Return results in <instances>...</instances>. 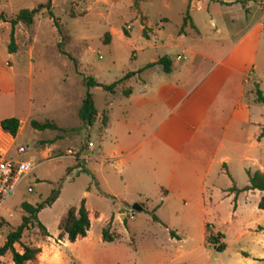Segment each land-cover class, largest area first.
<instances>
[{"label":"rangeland","instance_id":"obj_1","mask_svg":"<svg viewBox=\"0 0 264 264\" xmlns=\"http://www.w3.org/2000/svg\"><path fill=\"white\" fill-rule=\"evenodd\" d=\"M46 1L0 0V10L10 17L20 8L36 7ZM132 1L50 0L48 8H38L31 24L15 30L17 52L22 58L27 56V44L32 37V71L24 78V88L17 86L13 108L23 119L16 130L15 143L24 148L21 157L31 159L34 166L0 207V244L6 232L13 229L24 214L19 205L21 201L34 204L44 200L52 189L58 190L57 196L37 212V219L49 236L44 239L35 223L21 232V243L37 245L41 241V256H35L27 264H54L56 259L60 261L58 264H234L240 259L235 250L259 246L252 241L253 233L237 234L242 220L256 217L252 202L245 211H236L237 221L234 222L230 219V201H218L221 194L217 191L210 201L206 196L191 199L188 194L180 198L165 193L151 180L152 174H137L135 179L126 170L118 169L119 166L127 168L129 164L107 157L115 146L113 135L118 130V120L122 115L134 119L140 114L133 107L129 108L125 98L118 94L121 87L136 85L133 78L118 84L114 94L105 91L100 84L109 83L135 65L162 55L168 47L159 39L165 42L166 31L179 25L185 7L184 0ZM53 18L58 19L69 37L61 47L75 59V64L57 49L59 36ZM158 22H162L164 30L152 36ZM10 28L8 21L0 25V59L10 57L7 50ZM106 31L108 38L104 41ZM262 34L252 80L247 87L256 82L264 95V31ZM169 55L173 56L174 51ZM87 76L99 83L88 87L96 110L91 125L84 124L76 114L86 90L83 80ZM4 101L0 97V102ZM23 104L30 105L27 117ZM251 106L264 108L261 103H251ZM102 112L109 120L108 130L101 124ZM30 119L49 120L58 128L35 129ZM87 141L93 146L86 148ZM68 147L78 149L89 158L84 161L66 155ZM97 155L102 158L93 159ZM227 165L236 171L231 160ZM27 186L29 191H26ZM122 197L130 206L136 204L142 209H131V215L127 211L121 218L118 214L126 210L119 203ZM80 199L90 214L86 234L72 246L69 243L67 247L57 246L54 244L60 231L57 223L66 208L77 205ZM106 222L108 232L113 235L110 241L102 240L100 235ZM205 223L212 234H221L218 241L223 243L222 249H215L214 244L205 240ZM13 245L20 249L17 242ZM0 260L13 264L8 251Z\"/></svg>","mask_w":264,"mask_h":264},{"label":"crops","instance_id":"obj_2","mask_svg":"<svg viewBox=\"0 0 264 264\" xmlns=\"http://www.w3.org/2000/svg\"><path fill=\"white\" fill-rule=\"evenodd\" d=\"M184 2V10L187 9L194 27L186 24L183 31L178 32L180 20L178 26L166 31L165 42L159 39L168 47L162 55L170 60L169 71L165 72L160 64H154L123 80L133 78L136 85L126 86L130 88L127 95L121 91L125 87H121L118 94L140 116L129 119L122 115L113 135L114 149L107 157L129 164L127 168L119 166L118 169L126 170L135 179L137 174H152L151 180L165 193L180 198L188 194L191 199L206 196L210 201L217 191L221 194L218 201H230V219L234 222L237 221L236 211H245L247 204L252 202L251 209L256 217L242 220L237 234L253 233L252 241L259 246L257 249L235 250L240 259L234 264H264V209L256 205L264 190L229 189L230 186L241 188L248 183L246 170L264 169V131L259 135L264 125V108L259 110L257 106H251V103L263 106L264 102L254 97L256 82L247 87L252 80L259 39L264 31V0ZM5 22L0 21V25ZM23 25L21 22L13 25L15 49L8 59H0V97L5 100L0 102V119L15 116L18 127L23 119L13 108L17 101L15 90L17 86L24 88V78L32 71V37L27 44L26 58L17 52L15 30L22 29ZM162 28V22H158L151 35H160ZM172 51L173 56L169 55ZM143 64L135 65L131 70ZM23 107L27 117L30 105L23 104ZM102 126L108 130L107 116ZM96 158L102 157H93ZM230 160L236 171L227 165ZM248 165L253 166L252 169ZM113 197L116 199L117 195ZM119 203L126 210L118 215L122 214L123 218L127 211L131 215L133 209L124 197ZM87 215L90 223L88 210ZM56 236L54 244L61 247H67V243L72 246L82 237L69 241L65 234L60 238ZM40 242L35 245L40 249L35 256H41ZM70 254L68 250V257ZM59 262L56 259L54 264Z\"/></svg>","mask_w":264,"mask_h":264},{"label":"trees","instance_id":"obj_3","mask_svg":"<svg viewBox=\"0 0 264 264\" xmlns=\"http://www.w3.org/2000/svg\"><path fill=\"white\" fill-rule=\"evenodd\" d=\"M134 3V0L132 1ZM50 5V0H47L44 4H38L36 7H23L18 9V11L13 16H6L2 10H0V21H8L10 23V32H9V40L7 42V50L9 52L15 49V42L12 35V27L15 23L21 22L24 25H29L33 21V16L35 12H37L38 8L41 6H46L47 8ZM51 16L50 12L47 11ZM53 24L55 26V30L59 36V40L56 42L57 49L60 53L67 55L69 59L75 64V59L68 54L64 49H62V42L68 41V35L61 28L60 23L57 18H53ZM186 24H189L191 27H194L191 23L190 16L187 12V9L184 10L181 23L178 28V32H182L183 28ZM125 33V31H124ZM108 32H104L103 40L107 41ZM154 64H160L163 71L167 72L170 70V60L168 57L161 55L155 58L154 60L148 61L144 63L141 67L136 70H127L117 79L109 82L100 84L101 87L109 92H115V88L118 84H120L123 80L127 79L134 73L139 72L142 69L148 68ZM83 83L86 87L85 92L83 93L80 104L76 109V114L78 118L86 125H91L96 116V110L93 105V100L91 93L88 91V87L99 84L92 76H87L84 78ZM124 95H127L130 92L129 87H125L122 90ZM254 97L257 101L264 102V95L261 93L258 86L254 85ZM106 120V114L102 112L101 114V124H104ZM30 125L35 129H56L58 126L49 120L38 121L35 119H30ZM0 125L2 128L7 130L10 134L14 135L19 125L18 118L15 116H6L0 119ZM72 129V128H70ZM264 131V125L261 128L259 133L262 134ZM248 176V183L242 186L241 188H236L234 186H230L229 189L233 191L244 190L249 188H257L260 190H264V169L262 171L254 170L250 172L246 170ZM58 190L52 189L48 196L39 202L34 204L29 203L27 201L20 202V208L24 211V214L20 216V222L11 230L7 231L4 237L3 242L0 244V256H2L6 251L10 254V259L13 264H26V262L30 259H33L35 254L40 250L38 246L31 244H24L20 242L21 232L23 228H26L30 223H35L38 228L40 235L44 238L45 236H49L45 226L37 219V212L40 208L45 205H48L56 196ZM257 207L260 209H264V195L260 196L257 203ZM155 218L154 215H152ZM89 227V218L87 215V209L83 204V199H80L77 205H69L66 208L65 214L61 217L57 223V228L60 230L57 233V238H60L62 234H65L67 240L73 241L77 236H84L86 230ZM204 238L207 242L214 244L215 249L220 250L223 248V243L218 241V238L221 236L220 233L212 234L208 229L207 223L204 225ZM101 239L110 241L113 238V235L108 232V222L104 226L101 227L100 231ZM39 238V239H43ZM17 242L20 247V251L14 247V243ZM0 264H5V262L0 260Z\"/></svg>","mask_w":264,"mask_h":264},{"label":"built area","instance_id":"obj_4","mask_svg":"<svg viewBox=\"0 0 264 264\" xmlns=\"http://www.w3.org/2000/svg\"><path fill=\"white\" fill-rule=\"evenodd\" d=\"M178 57V56H177ZM86 148L92 146L91 141L85 143ZM15 154V157L11 156ZM24 153L22 145H18L14 141V136L0 125V207L4 200L13 192L18 181L26 176L34 166V162L29 158H23ZM65 154L73 158L86 160V154L78 149L65 148ZM30 187H26L29 191Z\"/></svg>","mask_w":264,"mask_h":264},{"label":"water","instance_id":"obj_5","mask_svg":"<svg viewBox=\"0 0 264 264\" xmlns=\"http://www.w3.org/2000/svg\"><path fill=\"white\" fill-rule=\"evenodd\" d=\"M131 209L139 210L140 209V206L139 205H136V204H132L131 205ZM120 217L122 218V214H120Z\"/></svg>","mask_w":264,"mask_h":264}]
</instances>
